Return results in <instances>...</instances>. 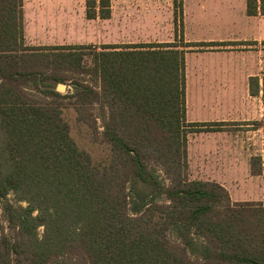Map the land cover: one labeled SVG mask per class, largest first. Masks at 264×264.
Listing matches in <instances>:
<instances>
[{
  "label": "trees",
  "instance_id": "obj_1",
  "mask_svg": "<svg viewBox=\"0 0 264 264\" xmlns=\"http://www.w3.org/2000/svg\"><path fill=\"white\" fill-rule=\"evenodd\" d=\"M87 4L89 19L111 17L110 0ZM246 13L264 16V0ZM92 47L26 45L24 0H0V264H264V202L189 176L188 132L224 124L187 121L186 51ZM70 104L111 146L106 165L72 138ZM251 165L264 174L262 156Z\"/></svg>",
  "mask_w": 264,
  "mask_h": 264
},
{
  "label": "rangeland",
  "instance_id": "obj_2",
  "mask_svg": "<svg viewBox=\"0 0 264 264\" xmlns=\"http://www.w3.org/2000/svg\"><path fill=\"white\" fill-rule=\"evenodd\" d=\"M88 1L24 0L25 44L92 45L85 50L92 52L105 44L177 43L186 51L187 121L224 124L209 127L219 131L188 132L190 178L222 184L234 202H264V174L253 175L251 167L254 157L264 158V16H248L246 0H110L109 19H89ZM257 29L259 39L247 41ZM222 39L227 45L185 46L186 40ZM84 62L91 64V57ZM258 86L259 95H252ZM55 87L73 92L64 83ZM63 111L78 147L95 165H106L111 146L96 138L73 105ZM87 113L99 116L96 107ZM97 126L101 132L100 119ZM9 198L15 202L13 194ZM0 221L6 224L3 211Z\"/></svg>",
  "mask_w": 264,
  "mask_h": 264
},
{
  "label": "crops",
  "instance_id": "obj_3",
  "mask_svg": "<svg viewBox=\"0 0 264 264\" xmlns=\"http://www.w3.org/2000/svg\"><path fill=\"white\" fill-rule=\"evenodd\" d=\"M256 17V16H255ZM186 32V31H185ZM260 35H261V32L260 31H258V29H257V31H256V33H255V35H253V36H249V37H246L245 39L248 41V40H258L259 39V37H260ZM224 40L222 39V40H217V41H213V40H210V41H206V42H223ZM186 42H189L188 40H186ZM196 42H201V41H196ZM186 105H187V93H186ZM188 108H187V113H188ZM187 118H188V116H187ZM188 120V119H187ZM188 122H190V121H188ZM191 122H210V121H192L191 120Z\"/></svg>",
  "mask_w": 264,
  "mask_h": 264
},
{
  "label": "water",
  "instance_id": "obj_4",
  "mask_svg": "<svg viewBox=\"0 0 264 264\" xmlns=\"http://www.w3.org/2000/svg\"><path fill=\"white\" fill-rule=\"evenodd\" d=\"M64 88H65V86H64V85H62V84H59V86H58V89H59V90H64Z\"/></svg>",
  "mask_w": 264,
  "mask_h": 264
}]
</instances>
